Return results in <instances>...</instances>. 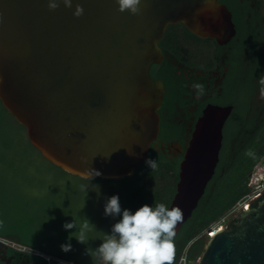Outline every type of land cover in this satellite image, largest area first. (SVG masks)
<instances>
[{
  "label": "water",
  "instance_id": "1",
  "mask_svg": "<svg viewBox=\"0 0 264 264\" xmlns=\"http://www.w3.org/2000/svg\"><path fill=\"white\" fill-rule=\"evenodd\" d=\"M140 8L131 15L116 0H73L50 11L48 0H0L2 106L42 157L71 175L123 179L149 157L165 96L151 67L164 59L159 43L169 27L220 45L236 34L220 0H141ZM230 112L210 105L194 127L169 206L183 212L176 235L215 173ZM197 264H264V199L215 231Z\"/></svg>",
  "mask_w": 264,
  "mask_h": 264
},
{
  "label": "trees",
  "instance_id": "2",
  "mask_svg": "<svg viewBox=\"0 0 264 264\" xmlns=\"http://www.w3.org/2000/svg\"><path fill=\"white\" fill-rule=\"evenodd\" d=\"M165 38L166 42L168 35ZM170 103L168 96L165 104ZM166 130L164 123L162 138L167 135ZM261 157L260 154L250 160L244 158L239 163L234 162L224 175L217 171L192 217L175 236L174 264H183L184 259L197 264L209 241L207 230L252 193L247 182ZM148 158L158 161L155 170L144 162L123 179H84L71 175L42 157L30 144L25 128L0 101V237L71 264H98L86 249L97 248L104 234H111L112 225L120 219L105 216L108 198L118 195L121 209L132 212L144 204L170 206L179 180L181 157H167L152 146ZM226 162L222 157L223 167ZM262 199L264 190L249 207L255 208ZM237 214L228 219V226L234 223ZM73 218L78 223L87 218L95 225V230L88 233V244H81L74 237L68 240L76 229L65 230L63 225ZM65 243L72 245L67 253L61 250Z\"/></svg>",
  "mask_w": 264,
  "mask_h": 264
},
{
  "label": "flooded vegetation",
  "instance_id": "3",
  "mask_svg": "<svg viewBox=\"0 0 264 264\" xmlns=\"http://www.w3.org/2000/svg\"><path fill=\"white\" fill-rule=\"evenodd\" d=\"M226 1L220 0L231 11L236 29L235 36L227 44L193 37L181 24L168 28L159 43L164 59L151 67V76L163 82L165 96L159 110L160 135L152 146L167 157H181V163L204 110L210 105L230 107L214 175L218 170L224 175L234 162L261 154L258 163L262 168L257 172L258 163L255 165L247 185L250 187L255 171L258 178L255 186L264 187V99L258 83L264 75V0ZM197 83L203 84L205 89L199 98L192 87ZM168 96L171 103L166 105ZM164 123L167 135L162 138ZM174 144H180L181 151L176 153L171 148ZM222 157L227 160L224 167ZM7 242L11 241L0 237V264H50L45 259L47 254L15 250ZM52 260L58 259L52 257Z\"/></svg>",
  "mask_w": 264,
  "mask_h": 264
},
{
  "label": "clouds",
  "instance_id": "4",
  "mask_svg": "<svg viewBox=\"0 0 264 264\" xmlns=\"http://www.w3.org/2000/svg\"><path fill=\"white\" fill-rule=\"evenodd\" d=\"M66 8H72L73 0H48V8L55 11L60 4ZM117 11L128 12L131 15L140 14L141 0H116ZM84 8L77 3L73 15L77 18L82 16ZM258 83L261 87V98L264 99V75H261ZM197 98L205 93L204 85L194 84ZM145 164L155 170L158 161L151 158L145 160ZM95 176L100 173L90 170ZM262 190L264 189L263 186ZM84 207V206H83ZM105 216L120 217L112 225L111 234H104L102 243L95 249L87 248L86 252L98 264H174L176 227L183 219L182 209L178 206L169 209L165 204L155 206L144 204L134 212L121 209L119 196L113 195L107 199L104 207ZM65 230L76 229L70 233L68 240L73 237L81 244H88V233L95 230L87 218L81 223L73 218L72 222L63 225ZM65 253L72 250L71 243L61 245ZM45 259H50L45 257Z\"/></svg>",
  "mask_w": 264,
  "mask_h": 264
},
{
  "label": "built area",
  "instance_id": "5",
  "mask_svg": "<svg viewBox=\"0 0 264 264\" xmlns=\"http://www.w3.org/2000/svg\"><path fill=\"white\" fill-rule=\"evenodd\" d=\"M263 161V160H262ZM261 163L257 164V169L260 167ZM258 181L257 176L254 177L253 179H251L250 183V187L252 189V193L246 195L245 197H243L235 206L234 208L225 216H223L222 218H220L218 221H216L209 229L211 231L207 230V235L208 237H211L214 235L215 231L218 230H222L224 228L228 227V219L234 215L235 213L241 211L244 208H250L249 205L256 199H258L261 196L262 193V187L256 185L255 183ZM253 186L257 187L256 189L253 190ZM13 249L15 250H19V251H29L28 248L22 244L16 243V242H7ZM50 259H46L50 264H71L69 262L63 261V260H52V257L47 256ZM183 264H192L191 262H187L185 259L183 260Z\"/></svg>",
  "mask_w": 264,
  "mask_h": 264
},
{
  "label": "rangeland",
  "instance_id": "6",
  "mask_svg": "<svg viewBox=\"0 0 264 264\" xmlns=\"http://www.w3.org/2000/svg\"><path fill=\"white\" fill-rule=\"evenodd\" d=\"M261 165V164H260ZM262 168V166H260ZM264 167V166H263ZM261 168L257 169V172H259L261 170ZM254 174L251 175V179H253L254 177H256V172H253ZM257 187L253 186V190L256 189Z\"/></svg>",
  "mask_w": 264,
  "mask_h": 264
}]
</instances>
